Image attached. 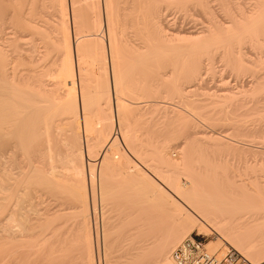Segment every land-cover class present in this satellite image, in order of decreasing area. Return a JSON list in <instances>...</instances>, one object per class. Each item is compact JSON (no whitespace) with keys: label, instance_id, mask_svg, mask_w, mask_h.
<instances>
[{"label":"bare ground","instance_id":"obj_1","mask_svg":"<svg viewBox=\"0 0 264 264\" xmlns=\"http://www.w3.org/2000/svg\"><path fill=\"white\" fill-rule=\"evenodd\" d=\"M39 1L13 0L17 12L21 8L19 18L40 33L43 43L30 51L26 67L16 63L23 56L12 58L3 47L6 22H0V264H31L37 258L36 264L41 255L43 264H69L67 257L74 248L86 250L83 264L99 262L91 249L89 222L96 211V181L100 203L108 212L103 216L106 250H114L113 235L122 230L115 219L142 224L141 243L128 246L126 264L147 259L149 264H176L172 251L195 227L200 235L215 233L207 244L210 253H217L225 242L248 264H264V133L244 124L236 108L248 102L235 104L234 92L198 94L197 89L204 61L210 66L216 55L229 59L227 64L231 62L238 76L250 78L240 85L249 86L243 91L249 92L253 103L243 114L262 120L264 71L258 70L264 65V0H254L246 11L234 0H187L195 2L206 21L200 31L181 36L167 30L170 24L158 0H141L138 5L134 0L120 4L55 0L60 26L57 68L45 44L52 36L49 20L42 16L48 21L37 22L43 6ZM28 5L34 7L33 15ZM100 7L104 17L90 21L87 16L86 30L79 8L99 12ZM130 15L128 26L125 20ZM127 26L138 31L132 33L136 41L126 32ZM244 37L251 51L257 46L253 59L245 58L241 50ZM134 58L143 63L140 71ZM56 77L63 84L61 97ZM176 98L180 106L174 103ZM188 113L209 123L208 140L203 134V140L199 137L206 126L195 129ZM176 132L188 144L179 143L180 137L173 141ZM35 184H42L53 202L51 208L43 205L48 208L41 216L38 210V216L29 214L32 207L21 209L24 205L18 202L23 198L21 202H26L25 196L18 197ZM123 194L129 197V206H115V198ZM63 198L72 203L71 214L66 212L71 210L68 203L62 205ZM14 199L21 208L12 206ZM70 215L75 225L65 236ZM163 217L162 233L145 236ZM136 225L133 232L138 231ZM123 230V238L136 244L139 235Z\"/></svg>","mask_w":264,"mask_h":264},{"label":"rangeland","instance_id":"obj_2","mask_svg":"<svg viewBox=\"0 0 264 264\" xmlns=\"http://www.w3.org/2000/svg\"><path fill=\"white\" fill-rule=\"evenodd\" d=\"M0 1H2V0H0ZM43 1V3H41V5H43L39 10H40V12H41V14L42 15H38L39 16V21L37 20L38 19V16L36 15V17H35V20H37V22H40L41 20V22H40V24H42V22H47L48 20H49V24H50V27H49V30H50V32H51V40L50 39H45V44H46V46L48 47V51H49V59L50 60H53L52 62H53V64H52V62H51V64L52 65H54L55 63L54 62H57L56 64H58V65H60L61 63H60V59H58L59 58V56H60V49L58 48L59 46L57 45L58 43H57V41H58V39H56V37L57 38H59V33H60V26L58 25V22H59V17H58V13H57V11H56V1L55 0H42ZM41 0L39 1V2H42ZM55 1V2H54ZM115 1H117V4H120L121 3V0H115ZM127 1V0H126ZM129 1H133V0H128L127 2H129ZM135 2V4H140V2H141V0H134ZM159 2H158V6H159V8H160V10H161V13H163V15L164 16H166L165 18L167 19V22H169L168 24H170V25H168L169 26V28L167 29V30H169V33H173L174 35H186V34H188L189 32H191V31H200V28H201V25H203V22H205L206 20V18L204 17V14L202 13V11L200 10V8H198L197 6H196V4H195V2H192V1H184V2H180V0H167V1H165V0H158ZM170 1V2H169ZM237 1V4H239L240 6H241V8L242 7H244V8H246V9H244L245 11L246 10H249V8L250 7H252V3H253V1L254 0H234V3ZM242 1V2H241ZM248 1V2H247ZM38 2V3H39ZM1 4H0V22L2 21L3 23H4V21L3 20H5V22L6 23H4L5 24V26H4V28H5V30H3L4 32H3V35L5 36V40H4V42H3V47H6V51H7V53L8 54H10L11 55V57L12 58H14V57H16L17 56V54H19L20 56H23V58L21 57V60L20 61H18V62H16L18 65H19V67L21 66V67H26L27 66V64H28V58H29V54H30V51H32L33 49H35V48H39L40 46H42L43 45V43H41V39H40V37H41V35H40V33H37V31L36 30H34V29H32V26H30V25H27V24H25L24 22H23V18H19V17H22L21 16V14L20 15H18V13L20 12V7H19V10H18V12H17V9H18V7L17 6H15V4H14V2H13V0H3L2 2H0ZM55 3V4H54ZM166 3V4H165ZM176 3V4H175ZM184 5H183V4ZM186 3V4H185ZM193 3V4H192ZM188 4V5H187ZM236 4V3H235ZM242 4V5H241ZM38 5H40V3L38 4ZM37 5V6H38ZM55 5V6H54ZM251 5V6H250ZM80 6V5H79ZM183 6V7H182ZM16 7V8H15ZM29 7V5L26 7V8H28ZM81 7V6H80ZM85 7V6H84ZM180 7V8H179ZM15 8V9H14ZM30 9L32 8V9H34V7L32 6V7H29ZM86 8V7H85ZM166 8V9H165ZM30 10V12H31V14L33 15V12H34V10ZM44 10V12H43V10ZM84 8H79V12H78V15L79 16H81L82 14H84V15H82L83 17H81L82 19H83V21L82 22H84V27L86 28V24L85 23H87V22H89V18H90V21H92L91 19H93V17L95 16V19H96V17H99L100 16V20H102V18L104 17V15H103V12H102V9H101V7L99 8V12H98V8H96L94 11H90V10H88L89 12H87L86 10L85 11H83V12H81V10H83ZM16 10V11H15ZM42 10V11H41ZM68 10H69V7H68ZM15 11V12H14ZM47 11V12H46ZM97 11V12H96ZM14 12V13H13ZM81 12V13H80ZM85 12H87V15L85 14ZM15 13H17V14H15ZM22 13V12H21ZM43 13H45V14H43ZM89 13H92V14H89ZM99 13V14H98ZM120 13V12H119ZM118 13V14H119ZM167 13V14H166ZM13 14H15V15H17L16 17L13 15ZM38 14H40V13H38ZM95 14V15H94ZM96 14H97V16H96ZM195 14V15H194ZM224 16H223V12L221 13V17L222 18H225V16H228L225 12H224ZM30 15V14H29ZM31 15V16H32ZM46 17V19H48V20H46L45 18H43V17ZM89 18H88V17ZM131 16L132 15H130V17H127V20H125V22H126V25H130V19H131ZM48 17V18H47ZM87 17V18H86ZM133 17V16H132ZM20 20H19V19ZM37 18V19H36ZM121 18V17H120ZM41 19V20H40ZM81 19V20H82ZM85 19L86 20H88V21H86L85 22ZM129 19V20H128ZM165 19V20H166ZM225 19H227V17L225 18ZM97 20V19H96ZM95 20V21H96ZM205 20V21H204ZM93 21H94V19H93ZM127 21H129V22H127ZM186 22V23H185ZM127 26V28H126V32H128V35L130 36V38H131V36L133 37L132 39L133 40H137V39H134V38H137V36H134V34H132V33H134V32H138L137 30H132V28H130L131 30H132V32H129V31H131L130 29H129V27ZM85 28H81V30H84L85 31ZM88 28H86V30H87ZM91 29V28H90ZM128 29V30H127ZM134 29V28H133ZM189 29V30H188ZM195 29V30H194ZM69 30H71L70 29V23H69ZM173 31V32H171V31ZM183 31V32H182ZM59 32V33H58ZM103 36H104V41L106 42V40H107V33H106V31L105 30H103ZM168 32V31H167ZM182 32V33H181ZM177 33V34H176ZM7 34V35H6ZM8 37V38H7ZM53 37V38H52ZM55 41H54V40ZM248 39V38H247ZM247 39H245V37H244V40L245 41H243L242 43H241V50L243 51V53H244V55H245V58H251V59H253V57L254 56H256V54H257V52L255 53V51L256 50H254L255 48H257V46L251 51V47L249 48V41L247 40ZM49 41V42H48ZM51 41H53V42H51ZM48 42V43H47ZM235 42V41H234ZM234 42H232V45L234 46L235 44H233ZM245 42H246V44H245ZM52 43V44H51ZM42 44V45H41ZM44 44V45H45ZM54 44V45H53ZM57 45V46H56ZM246 45H248L247 46V48H244V47H246ZM237 46V45H236ZM253 46V45H252ZM55 47H57V49L55 48ZM254 47V46H253ZM42 49V48H41ZM222 49V48H221ZM248 49H250V53L251 52H253V53H255V54H251L250 56H249V51H248ZM259 50V49H258ZM248 51V52H247ZM57 54V55H56ZM246 54H248V55H246ZM57 56V57H56ZM253 56V57H252ZM216 58H214L213 60H211L210 61V66H209V62L208 61H204V63L202 64L203 66H202V68H201V71H202V79H203V81H202V83H201V87H199V88H197V89H199V90H204L205 92L207 91V93H209V94H213L214 92L215 93H217L218 95L219 94H222L221 92H224L225 93V91H226V89H229L228 91H231V94L234 96V95H236V96H234L235 98H234V100L235 101H237V102H235V104L236 103H238V106H240L239 104L241 103V101H243V102H248V103H246V104H244V107L242 106V103H241V106L240 107H238V108H240V109H237L236 108V110H237V113L238 114H243V111H245L246 112V110H247V108H249L248 106H252V97H251V95H249V92H244L243 90H247V89H249V86L248 85H245V87H241L240 85H241V80L244 82L245 80H246V78L248 79L249 78V75H247V74H241V75H237L236 74V70L235 69H233L234 67L231 65V62H230V65H229V63L227 64V61L229 62L230 60L228 59V60H226V61H224L223 60V58L221 59V57H219V55L217 56H215ZM52 58V59H51ZM255 58V57H254ZM135 59V58H134ZM128 61V60H127ZM133 62H134V60H132ZM60 64H59V63ZM125 62H126V60H125ZM135 62H136V59H135ZM137 62H139V71H140V69H142V67L144 68V66H143V63L141 62V64H140V61H138L137 60ZM136 62V63H137ZM208 63V64H207ZM16 64V65H17ZM54 65L56 68H57V65ZM138 64V63H137ZM206 64V65H205ZM142 65V66H141ZM140 66H141V68H140ZM18 67V68H19ZM53 67V66H52ZM263 67H264V65H263ZM263 67H259L260 69L258 70V72H260V70L261 71H264V68ZM59 68H60V66H58V70H59ZM138 68H137V72L139 73V71H138ZM21 69H24V68H21ZM55 69V68H54ZM151 69H152V67H151ZM154 69L156 70V67L154 66ZM52 70H53V68H52ZM153 70V69H152ZM57 71V70H56ZM54 72V71H53ZM141 72H143V70L141 71ZM140 72V74L142 75V73ZM56 73H58V72H55V74ZM154 73V72H153ZM152 73V74H153ZM262 73V72H261ZM140 74L138 75V76H140ZM57 75V74H56ZM58 76H59V74H58ZM247 76V77H246ZM153 77H154V75H153ZM58 77H56V80L57 81H59V83H60V80H61V78H60V80H58L57 79ZM245 78V79H244ZM250 79V78H249ZM248 79V80H249ZM50 82V81H49ZM56 82V81H55ZM239 83V84H238ZM245 83H246V81H245ZM57 84H58V82H57ZM63 86V84H61L60 83V85L58 84V93H59V96L61 95V89L63 88L62 87ZM102 86H104V83L102 84ZM240 87V88H239ZM59 88H61V89H59ZM237 89V90H236ZM60 90V91H59ZM199 90H198V94L199 93H203L204 91H200L199 92ZM197 91V90H196ZM240 91V92H239ZM211 92V93H210ZM213 92V93H212ZM215 93H214V95H215ZM238 93H239V95H238ZM216 94V95H217ZM243 96H242V95ZM62 96V95H61ZM60 96V97H61ZM201 96V95H200ZM247 96V97H246ZM176 102V103H175ZM174 103L177 105V103H178V105H179V100L177 101V98H176V101H175V99H174ZM180 106V105H179ZM181 106H182V104H181ZM245 108V109H244ZM244 109V110H243ZM240 112V113H239ZM244 112V113H245ZM240 115V117H242L243 119H244V124H246V126L247 127H249V128H251V129H258L259 131H261L262 133H264V117L262 118V120H257V118L254 116V115H252V114H248V115ZM263 114H264V112H263ZM188 115H189V117L190 118H192V121L194 122V126L196 127L195 129H197V130H199L200 129V131L202 130V129H204V127H205V130H207V131H204L203 132V130H202V132L200 133V138L202 139L203 137H202V135L201 134H203L204 135V137H206L205 139H207L208 140V136H207V134H208V130L210 129L209 127H211L210 125H209V127H208V124L206 123V121L203 119V118H199V119H196L198 116L196 115V114H190V113H188ZM192 115V116H191ZM63 116V115H62ZM197 116V117H196ZM200 117V116H199ZM253 118V119H252ZM255 118H256V120H255ZM202 121H204V122H202ZM199 122V123H198ZM201 122V123H200ZM197 123V124H196ZM248 124V125H247ZM202 125V126H201ZM198 127V128H197ZM201 127V128H200ZM218 129H217V131L221 128V126H216ZM215 127V128H216ZM178 132V131H177ZM176 132V134H178V135H174L175 137H174V139H173V141L174 140H176L175 142H177V140L179 139V137L181 138V139H179L178 140V142L179 143H181L182 142V140H184V138H183V135L182 136H180V133H177ZM207 133V134H206ZM205 134H206V136H205ZM209 135V134H208ZM197 137H198V135H197ZM230 137H231V134H230ZM232 137H235V140H238L237 138H240L241 140H239V141H245V140H243V138H241V137H237V136H232ZM237 137V138H236ZM183 138V139H182ZM234 139V138H233ZM180 140H181V142H180ZM203 140V139H202ZM210 140V139H209ZM205 141V140H204ZM183 143L185 144V143H187L186 142V140H184L183 141ZM183 143H181V144H183ZM188 144V143H187ZM18 155H16L15 156V159H17L16 157H17ZM14 159V160H15ZM16 161H18V159L16 160ZM15 163H18V162H15ZM15 165V164H14ZM17 165V164H16ZM14 166V169L17 167V166ZM13 169V171H14V173H15V178L16 177H19V176H17V174H16V172L15 171H17L18 172V169L16 170H14ZM263 175H264V173H263ZM213 175H211V178H213L212 177ZM209 178H210V176H209ZM263 179H264V176H263ZM17 180V179H16ZM31 188V189H30ZM44 187H43V185L42 184H35V186H32V185H29V190H28V188H26L27 190H28V193H27V195H28V197H27V195H26V192L25 193H23L24 195L22 196H20V197H18V199H20V198H22V197H26L25 198V200H26V202H27V204H26V202H21V200H23V199H21V200H18V202L19 203H22L23 205H24V207L23 208H21L22 207V204H21V206H19L18 204H16L17 202V199L15 200L14 199V201H13V205L12 206H15V205H18L17 206V208H21V209H24V208H30V207H32L31 209H33V210H31L30 209V211H32V213H30V211H29V214H32V215H36L38 212H37V210L39 211V216H41V215H43V212L45 211L44 209H46V208H48V206L51 208V206H52V203H51V199L49 198V196H48V193H46L47 191H46V188H45V190L43 189ZM37 189V190H36ZM36 190V191H35ZM30 191H33V193L32 192H30ZM40 191V192H39ZM47 195H46V194ZM31 194V195H30ZM37 194V195H36ZM41 194H42V196H41ZM46 196H45V195ZM39 195V196H38ZM44 195V196H43ZM36 196V197H35ZM43 197H44V199H43ZM37 198V199H36ZM47 198H49L50 200H48ZM30 199V200H29ZM24 200V201H25ZM32 200V201H31ZM33 200H34V202H33ZM44 200H47V201H44ZM130 199H129V197L127 196V194H123V195H121L120 197H116L115 198V201L114 202H116V205L115 206H129V204H130V201H129ZM32 202V203H30V202ZM39 201V202H38ZM49 201V202H48ZM15 202V203H14ZM45 202H48V203H45ZM64 202H65V204H64ZM66 203H68L67 205L68 206H66ZM95 203H96V211H95V215L94 214H92V215H94V216H96V217H94V216H90V219H89V222L91 223L90 225H91V234H92V251H93V254H94V256H95V259H97V257L99 258V262H97L96 264H122L121 262H123V264L125 263V259H127V257H128V252H126V250H127V248H132L133 246L135 247V246H137L138 244H140L141 243V240H142V233H140V230H141V226L140 225H142L141 224V222L139 223V224H137V223H134L135 225H136V227H134V228H136V230H138L137 232L135 231V232H133L135 229H132V226L134 225V224H128V225H126L127 223L125 222V220H123V221H121V219H115V222H113V223H117V225H120L121 224V229L122 230H118L116 233H115V235H113V238H115L114 239V244L113 245H115V246H113L114 247V250L112 249V248H109V249H112V250H106V247H107V244H106V246L104 245V239H103V237H102V235H103V224H104V221H103V216L105 215V213H106V207L105 206H103V204H101L100 203V200H99V196H98V186H97V181H96V187H95ZM15 204V205H14ZM42 204V205H41ZM48 205V204H51V205H48L47 207H45V206H43V205ZM25 205H28V206H30V207H28V206H25ZM62 205H64V206H66L67 208H69V209H71V207L73 206L72 205V203H70V202H68V200L66 199V201H65V198H63V200H62ZM196 205L197 206H210V205H207V204H204V203H202V202H197L196 203ZM40 206V207H39ZM70 206V207H69ZM101 206H103V207H101ZM136 206V205H135ZM139 206V205H138ZM62 207V206H61ZM259 207V206H258ZM261 207H264V206H261ZM63 208V207H62ZM104 208V209H103ZM122 208V207H121ZM73 209V211H74V208H72ZM72 209L71 210H68V209H65V207L63 208V210H68V211H66L67 213H69V214H71V211H72ZM103 210H105L104 212H103ZM35 211V212H34ZM70 211V212H69ZM35 214H34V213ZM42 212V213H41ZM103 213V214H102ZM108 213V212H107ZM106 213V214H107ZM38 214L36 215V216H38ZM114 214H117V211H116V213H114ZM31 215V216H32ZM71 216L72 215H70V218H69V220H66V227H64L63 228V233H64V235L66 236V234L68 233V230L67 229H69V227H74V221L72 220V218H71ZM162 219V218H161ZM159 220V222H156V224H152V225H154L153 227H150L149 228V231H146L145 232V236H150V232H151V236H152V234H154V235H156V236H158V235H160L159 233H162L161 232V230H164V228H162L163 226L162 225H164L165 226V220H164V217H163V219L162 220ZM117 220V221H116ZM70 221V222H69ZM103 221V222H102ZM118 221H119V223H118ZM120 221H121V223H120ZM123 222V223H122ZM164 222V223H163ZM94 223V224H93ZM126 223V224H125ZM159 223H161V225H159ZM163 223V224H162ZM69 224V225H68ZM114 224V225H115ZM124 224V225H123ZM93 225H95L96 227L94 228L93 227ZM151 225V226H152ZM156 225H158V226H156ZM156 226V229H153L154 227ZM93 227V228H92ZM126 227H127V229H131L132 230V232L133 233H136L137 235H139V236H135L136 237V239H135V242H136V244H134L133 242H131V243H129L130 241L127 239V240H125L126 238H123V237H125V231L123 230V229H125L126 231H127V229H126ZM160 228H161V230H160ZM65 229V230H64ZM95 229V230H94ZM146 229H148L147 228V226H146ZM198 228H196L195 227V229H193L190 233H188V235L189 234H197V230ZM67 230V231H66ZM96 230H97V234L95 235V232H96ZM142 230H143V228H142ZM160 230V231H159ZM153 231H154V233H153ZM156 231V232H155ZM159 232V233H158ZM121 233V234H120ZM125 233V234H124ZM140 233V234H139ZM124 234V235H123ZM198 235H200V234H198ZM116 236V237H115ZM117 236H118V238H117ZM202 236H205V237H207L206 238V247H207V244H208V242L210 241V240H213L214 238H215V233L213 232V231H209L208 232V234H206V235H203L202 234ZM154 237V236H153ZM140 238V239H139ZM116 239H119V240H117L116 241ZM128 241V242H127ZM139 241V242H138ZM116 242V243H115ZM106 243V242H105ZM118 243V244H117ZM120 243V244H119ZM123 243V244H122ZM129 243V244H128ZM133 244V245H132ZM121 245H125L124 246V248H123V246H121ZM120 246V247H119ZM127 246V247H126ZM129 246V247H128ZM132 246V247H131ZM139 246V245H138ZM137 246V247H138ZM223 247V248H222ZM84 248V247H83ZM86 248V247H85ZM107 248V249H108ZM117 248V249H116ZM87 249V252H89V250H90V248L88 247V248H86ZM89 249V250H88ZM125 251H123V250ZM97 250V251H96ZM207 250H208V247H207ZM75 251H77V252H75ZM99 251V252H98ZM109 251V252H108ZM111 251V252H110ZM220 251H221V254H220ZM222 251H224V252H222ZM69 252H71V253H69V256L67 257V258H69V264H83V257H85V252H86V250H79V249H72V250H70ZM75 252V253H74ZM124 252V253H123ZM234 252V254L235 255H238V259H239V261H238V263L237 264H248V262L246 261V260H244V258L239 254V252H237V250L236 249H234V247H232V246H230L229 244H227V243H225V242H222V245H221V248L217 251V253L215 252V255L220 259V258H222L223 256H225L226 254H231V253H233ZM77 253V254H76ZM99 253V254H98ZM126 253V254H125ZM212 253V252H211ZM122 255V256H121ZM38 258H40L41 260H40V262H39V259H38V261H37V263L36 264H43L42 263V260H43V256L41 255V256H39ZM67 258H66V261L68 262V260H67ZM70 258H74V259H70ZM78 258V259H77ZM75 259H77V260H75ZM151 259V257H149V260ZM170 259V258H169ZM36 260H37V258H36ZM36 260H35V258L32 260V261H35L36 262ZM81 260H82V262H81ZM115 260V261H114ZM148 260V259H147ZM134 261V262H132V263H130V264H135V263H137V264H149L150 262H148V261ZM35 262H33V263H35ZM39 262V263H38ZM32 262H31V264H33ZM68 264V263H67ZM126 264V263H125Z\"/></svg>","mask_w":264,"mask_h":264},{"label":"built area","instance_id":"obj_3","mask_svg":"<svg viewBox=\"0 0 264 264\" xmlns=\"http://www.w3.org/2000/svg\"><path fill=\"white\" fill-rule=\"evenodd\" d=\"M205 236L189 234L184 237L172 251V258L176 264H237L238 255L226 254L218 258L214 253L207 251Z\"/></svg>","mask_w":264,"mask_h":264}]
</instances>
